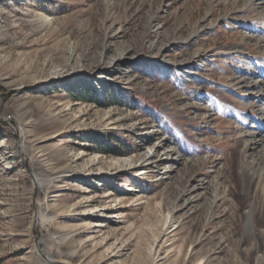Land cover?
I'll use <instances>...</instances> for the list:
<instances>
[{
  "label": "rangeland",
  "instance_id": "obj_1",
  "mask_svg": "<svg viewBox=\"0 0 264 264\" xmlns=\"http://www.w3.org/2000/svg\"><path fill=\"white\" fill-rule=\"evenodd\" d=\"M46 259L264 264V0H0V264Z\"/></svg>",
  "mask_w": 264,
  "mask_h": 264
},
{
  "label": "bare ground",
  "instance_id": "obj_2",
  "mask_svg": "<svg viewBox=\"0 0 264 264\" xmlns=\"http://www.w3.org/2000/svg\"><path fill=\"white\" fill-rule=\"evenodd\" d=\"M262 19V18H261ZM258 40V39H257ZM248 41V40H247ZM250 108H253V106H251ZM245 136V135H244ZM256 146H257V144L256 143H254L252 146H251V148L249 147V149H248V151L250 152V154L249 155H247V157H250L251 155H252V153L251 152H253L254 150H255V148H256ZM172 155H174V154H171V157H170V159L172 160V158H173V156ZM241 155V154H240ZM245 156H243L242 158L243 159H246V157L244 158ZM242 159V160H243ZM173 171H172V169L171 170H169L168 171V173H167V175L169 176L171 173H172ZM249 173V175L251 176V174H250V172H248ZM253 175V174H252ZM167 178V177H166ZM169 178V177H168ZM239 179H241V178H239ZM181 182L183 181L182 179L180 180ZM180 182V183H181ZM192 182V181H191ZM180 183H179V185H178V188L177 189H180V199H179V201H178V203H177V205L179 206V208H178V210L177 211H183L184 210V208H186V206L185 207H182L181 205H180V203H181V200H183L184 198L186 199V201L188 202V204H190L192 201L190 200V198H189V196L196 190V189H194L193 187H190L189 185H184V186H180ZM183 184V183H182ZM249 186H251V184H250V182L249 181H245V187L246 188H249ZM198 200V199H197ZM172 212V211H171ZM263 236V235H262ZM51 262V261H50Z\"/></svg>",
  "mask_w": 264,
  "mask_h": 264
},
{
  "label": "trees",
  "instance_id": "obj_3",
  "mask_svg": "<svg viewBox=\"0 0 264 264\" xmlns=\"http://www.w3.org/2000/svg\"><path fill=\"white\" fill-rule=\"evenodd\" d=\"M89 93H90L91 101L94 102V103H97V100H96L95 96L93 95V92L90 91Z\"/></svg>",
  "mask_w": 264,
  "mask_h": 264
},
{
  "label": "water",
  "instance_id": "obj_4",
  "mask_svg": "<svg viewBox=\"0 0 264 264\" xmlns=\"http://www.w3.org/2000/svg\"><path fill=\"white\" fill-rule=\"evenodd\" d=\"M34 225H36V219H34ZM36 242V241H35ZM36 244H37V242H36ZM47 260V259H46ZM47 262L49 263V264H52V262H50V261H48L47 260ZM59 264H61V263H59Z\"/></svg>",
  "mask_w": 264,
  "mask_h": 264
}]
</instances>
